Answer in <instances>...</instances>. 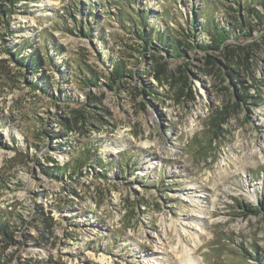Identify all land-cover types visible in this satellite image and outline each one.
<instances>
[{
	"label": "rangeland",
	"instance_id": "obj_1",
	"mask_svg": "<svg viewBox=\"0 0 264 264\" xmlns=\"http://www.w3.org/2000/svg\"><path fill=\"white\" fill-rule=\"evenodd\" d=\"M206 1L136 5L172 36L202 4L221 24L239 17L252 36L226 55L183 47L182 57L161 58L134 51L129 22L112 18L126 10L123 0H17L13 13L0 12V264H185L193 235L200 264H264V211L246 210L264 198V23L249 25L244 9L264 12V0ZM162 10L175 19L162 20ZM84 18L91 38L74 27ZM25 40L41 57L35 72L6 51ZM117 58L131 77L113 91L102 76ZM74 62L99 76L91 101ZM221 111L213 133L208 117ZM91 143L96 150L85 154ZM60 167L73 175L59 177Z\"/></svg>",
	"mask_w": 264,
	"mask_h": 264
},
{
	"label": "trees",
	"instance_id": "obj_2",
	"mask_svg": "<svg viewBox=\"0 0 264 264\" xmlns=\"http://www.w3.org/2000/svg\"><path fill=\"white\" fill-rule=\"evenodd\" d=\"M123 4L125 5L126 10H122L121 12L119 11L115 16H112V18L116 21H120L121 23H124L127 21L129 22V27L126 29L131 35H133L140 43L138 48H134V51H136L139 55L144 56L146 53H150L152 57H155V54L158 53H164V55H160L161 58H180L183 56V47H186L188 49H197L202 52L208 53L209 51H214L217 52L220 55H226L227 50L231 49L233 50V47H239L241 41L248 40L252 34L251 28L246 27V22H243L239 17L237 18H230V22L226 24H221L219 19L214 20V12L213 14L207 13L206 9L203 8V4L199 9L194 11L193 16H191L190 20L189 18L185 19V22L188 21V29H184L181 27L180 24H178L179 27H181V30H176L179 32V36H172L169 34L170 31V26H166L164 28H157L153 25H150L147 23V15H148V10L147 12L145 9H139V7L136 5V0H123ZM249 2L251 0H248ZM17 2V0H0V12H6V14L13 13L14 9L12 6L13 4ZM112 2V1H110ZM203 2V0H202ZM204 5H206L207 1L204 0ZM3 5V6H2ZM264 6V3H262ZM25 9L26 6H23ZM88 15L89 16H94L95 14L92 12L93 6L89 5L88 6ZM244 9L246 10V18L249 21V25L251 22L256 20L257 22L259 21V24L264 23V12L262 10H256L253 6H244ZM24 11V10H23ZM27 11V10H25ZM106 13V12H105ZM162 13L165 15H162V20L166 18H169L170 21L174 20L175 18L173 15L168 16L167 10H162ZM5 14V16H7ZM111 15V14H110ZM70 15V19H71ZM166 17V18H165ZM203 17V19L201 18ZM3 19V18H2ZM75 21V19H74ZM167 21V20H166ZM4 22L7 23V30L8 32L12 33L13 30L9 28L7 19H4ZM84 25V26H82ZM123 25V24H122ZM121 26V24H120ZM74 27L78 30H80L82 36L86 38H91V30L87 27V22L84 19L80 22V20L77 22L75 21ZM85 28V32H83L81 29ZM261 31V39L264 40V26L260 28ZM206 34L205 37L208 39L200 38L198 39L199 35ZM1 35V34H0ZM181 36V37H180ZM180 37V38H179ZM184 38V39H183ZM180 39H182L180 41ZM28 40H25L24 43H20L17 45V48H6L7 53L12 57L13 62L18 65L20 69L23 71L27 72H35L38 70L39 66L41 65V57L38 55L36 52V49L31 45L27 44ZM26 44V45H24ZM248 46V45H247ZM29 47L32 49V52L28 55H21V51L24 48ZM14 49V51H12ZM230 50V51H231ZM54 51H58L57 48L54 49ZM138 55V56H139ZM49 58L48 62H50L52 59L50 56L47 55ZM205 60L207 62L214 63L215 58L214 57H208V55H205ZM65 63V62H64ZM66 64V63H65ZM73 68H71L75 74V77H77V80L75 78V81L80 85L81 89L86 93V97L88 98L89 101H91L94 98V95H92L87 89L91 87L92 85H97L99 82V76L96 74V72L93 71L90 66L83 65L80 63L74 62L72 64ZM227 74L231 77L234 78V74L232 72L227 71ZM103 80L104 84L107 86L108 89L110 90H118L121 86L122 83H127L125 78L126 77H131V72L126 68L125 62L120 60V58H117L113 60L111 64V68H104L103 72ZM47 78V77H45ZM42 78L43 84L45 86L50 85V83L47 82V79ZM122 80H124L122 82ZM38 82H29V86L32 89L39 88ZM142 91L144 94H147L150 89V85L144 86L142 88ZM61 97L63 99H68L67 94L62 91ZM60 97L59 94L55 97ZM240 99H244V95L238 96ZM84 104H81V107L78 111L84 112V110H87ZM86 106H89V104H86ZM223 112H215V114L210 115L208 117V124L209 127L212 129L213 133H216V131L220 130V126L225 122L224 116H222ZM78 118H74V122H76ZM51 133H54V135L57 132L49 131ZM216 138V134H215ZM96 143H91L88 145V147L84 148V153L85 154H91L90 152L92 150H96ZM88 158V156H87ZM93 161V160H92ZM91 161V162H92ZM90 162H87V159L85 158L84 160H80L77 162L76 167L77 169L81 171V168L83 165H89ZM124 167H126V163H122ZM97 167L100 168V176L104 179L106 178V169H103V165L95 164ZM93 163L91 164V167H93ZM131 167V164L128 163L127 170ZM123 168V167H121ZM49 170V168H46ZM66 167H60L59 168V177H63V175H69L72 176L73 172H67ZM77 170V171H78ZM50 176L53 175L52 173L47 172ZM58 175H56L57 177ZM248 213H253V214H259L261 211H264V198L260 199L257 205H254L252 207H248L246 209ZM247 212H245L246 214ZM5 224H4V219L2 218L0 214V234H5ZM256 255L254 260L259 261V256L254 252ZM251 257H253L251 254H247Z\"/></svg>",
	"mask_w": 264,
	"mask_h": 264
},
{
	"label": "bare ground",
	"instance_id": "obj_3",
	"mask_svg": "<svg viewBox=\"0 0 264 264\" xmlns=\"http://www.w3.org/2000/svg\"><path fill=\"white\" fill-rule=\"evenodd\" d=\"M199 212L200 213H205L206 211L202 210V211H199ZM179 239H180V237H179ZM192 240H193V242H192L193 243V247L189 248V249L184 248V253L181 255V259L180 260H182V262L185 263V264H200L198 259H196L194 256H191V252L199 245L200 242L197 239L196 235H193ZM175 248H176V246H172V250L173 251L176 250Z\"/></svg>",
	"mask_w": 264,
	"mask_h": 264
}]
</instances>
